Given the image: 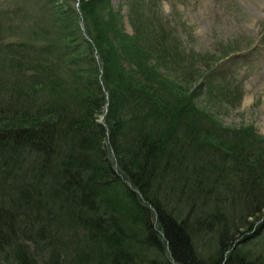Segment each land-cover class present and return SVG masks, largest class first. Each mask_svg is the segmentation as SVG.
I'll list each match as a JSON object with an SVG mask.
<instances>
[{
    "label": "rangeland",
    "instance_id": "obj_1",
    "mask_svg": "<svg viewBox=\"0 0 264 264\" xmlns=\"http://www.w3.org/2000/svg\"><path fill=\"white\" fill-rule=\"evenodd\" d=\"M82 38V47L73 49ZM118 40L129 48L109 52L104 46L103 55L95 44L119 46ZM84 47L114 94L126 87L116 77L122 66L154 63L170 77L174 91L162 94L182 124H168L177 137L166 146L171 162L156 182L160 205L189 224L194 247L205 260L217 255L226 230V236L235 234L226 253L241 250L247 260L264 263V206L246 217L244 174L235 161L242 156L241 137L264 140V0H0V124L19 123L24 116L31 122L43 113L38 104L44 102L74 109L73 97L91 91L86 77L94 65L87 57L78 60ZM102 91L107 102L97 120L105 123L110 111L134 128V113L108 104L106 83ZM170 91L189 98L183 115L178 112L182 96ZM196 121L210 130L207 136ZM107 157L114 158L111 151ZM32 160L28 155L25 163H11L17 180L29 167L36 169ZM2 178L0 201L18 218L20 230L26 217L10 203L19 181ZM150 215L158 227L151 208ZM70 248L60 249L62 257L72 255Z\"/></svg>",
    "mask_w": 264,
    "mask_h": 264
},
{
    "label": "trees",
    "instance_id": "obj_2",
    "mask_svg": "<svg viewBox=\"0 0 264 264\" xmlns=\"http://www.w3.org/2000/svg\"><path fill=\"white\" fill-rule=\"evenodd\" d=\"M82 40L71 47H82ZM105 43L100 47L95 42L103 55L104 46L109 52L129 48L126 40L119 41V46H114L116 41ZM86 47L78 60L88 58L94 65L86 77L91 91L73 97L74 109L44 102L38 104V112L43 113L31 122L24 116L19 123L0 124V164L5 166V172L0 168V179H16L18 185L11 163H25L29 155L36 164L19 181L17 197L10 198V203L23 209L24 228L17 229L18 218L0 201V264H264L256 258L247 260L241 250L226 253L235 235L226 236V230H222L217 255L205 260L194 247L189 224L173 218L160 205L156 182L171 162L166 146L177 137L168 124H182L162 94L169 88L174 91L170 77L154 63L141 68L122 66L116 77L126 87L114 94L105 77L99 76L92 53H84ZM103 83L108 104L134 113V128L126 120L116 121L110 111L105 123L97 120L107 102ZM171 93L175 98L182 96L178 112L183 115L189 98L183 92ZM201 128L204 135L210 133ZM240 141L242 156L235 161L242 165L241 187L249 218L264 206V140L259 135ZM108 151L114 157L111 161ZM150 208L159 228L152 224ZM63 247H71L70 258L62 257Z\"/></svg>",
    "mask_w": 264,
    "mask_h": 264
}]
</instances>
